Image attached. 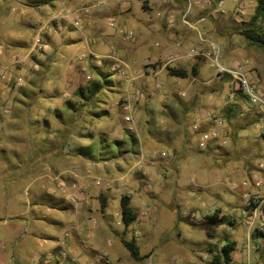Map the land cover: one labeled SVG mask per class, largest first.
<instances>
[{
  "label": "rangeland",
  "instance_id": "374dc122",
  "mask_svg": "<svg viewBox=\"0 0 264 264\" xmlns=\"http://www.w3.org/2000/svg\"><path fill=\"white\" fill-rule=\"evenodd\" d=\"M32 1L0 0V264H210L226 241L236 243L233 264H264V236L252 239L245 224L252 184L241 187L253 175L263 182L264 113L231 99L229 73L216 75L240 65L264 93V51L240 34L256 0H147L149 9L136 8L126 24L115 11L125 2L74 0L95 17L97 37L82 30L83 11ZM66 10L73 22L55 20ZM38 35L47 48L35 47ZM165 51L192 53L183 69L196 65L197 77L156 72L153 63L169 62ZM100 72L106 82L93 107L100 118L60 124L54 114L62 101L101 80ZM29 83L45 92L26 98ZM46 95L55 97L41 99ZM229 103L242 115L215 130L212 117L223 120ZM214 130V140L205 139ZM61 132L71 148L59 146L67 140ZM87 134L107 149L118 142L119 156L96 162L56 152L89 144ZM123 194L136 217L126 230ZM98 195L108 201L105 216ZM213 209L225 221L206 219Z\"/></svg>",
  "mask_w": 264,
  "mask_h": 264
},
{
  "label": "trees",
  "instance_id": "16d2710c",
  "mask_svg": "<svg viewBox=\"0 0 264 264\" xmlns=\"http://www.w3.org/2000/svg\"><path fill=\"white\" fill-rule=\"evenodd\" d=\"M53 1V0H49ZM34 2V1H33ZM41 2V1H36ZM45 4V1H44ZM264 0H256L255 6L253 9V13L250 16L247 22V28L240 32V34L249 42L250 45L256 46L261 48L264 51ZM159 62L153 63L151 66L155 69L157 66H160ZM97 73L99 74V69H96ZM165 70L168 72L170 76H174L180 79H186L190 76L192 78H196L199 69L196 65H193L189 70L183 68H175L170 66H165ZM100 79L101 80H90L84 86L77 87L72 93L70 99H65L62 101V111L58 113L55 112L54 116L62 125H76L78 123V119H82L81 117L87 116L91 120L93 118H100V113L98 110H94L93 107H98V103L100 102L99 96L104 89V82H106L105 76L100 72ZM45 89L42 86H36L33 83H29V88L23 91L24 96L28 97V94H31L30 98L39 97L40 94L44 93ZM26 97V98H27ZM55 96H41V99L52 98ZM234 98L237 100H243V95L240 93L239 90H234ZM96 111V112H95ZM223 120L225 123H230L233 119H236L238 115H242V111L240 105L238 103H229L224 106L221 111ZM251 124H254L257 119H251ZM227 121V122H226ZM85 123V122H84ZM234 136H236L234 134ZM263 136V134H261ZM60 137H65L66 141L59 142V146L63 149L69 145V148L72 146V142L69 139V135L66 136L62 134ZM82 136H80L81 138ZM87 139L90 140V143L87 145H81L77 143L71 151H56L58 154L64 152V154H70L73 157L81 158L86 161H105L109 158L117 157L120 154V151H117L119 148V143L116 141H111L107 144L109 149L105 148L106 145H103L102 141L98 140L93 141L92 136L87 134ZM214 140V139H213ZM44 145L46 143L44 142ZM219 148V147H217ZM107 149V150H106ZM209 146L207 147V151H209ZM42 152V151H41ZM106 200V199H105ZM106 201L100 200V204L103 209L106 207ZM219 210H214L211 215H206V219L212 221L213 223H219L221 221H225V217L219 216ZM132 209L130 208V197L128 195H121L120 196V216L121 221L124 225V230H126L130 224H132L136 217L134 216ZM226 222L230 225L234 224L233 220H226ZM251 238L254 239L256 237H263L264 234L254 230L251 232ZM122 244L125 248L129 251L130 256L135 261L142 260L143 257L139 255L138 248L131 242L126 240H121ZM235 250V242L233 241H226L220 247V254H217L212 257L210 260V264H232L231 253Z\"/></svg>",
  "mask_w": 264,
  "mask_h": 264
},
{
  "label": "built area",
  "instance_id": "2783aa9c",
  "mask_svg": "<svg viewBox=\"0 0 264 264\" xmlns=\"http://www.w3.org/2000/svg\"><path fill=\"white\" fill-rule=\"evenodd\" d=\"M119 2H125L126 0H118ZM96 5H102V0H95ZM61 19L66 20L67 22H73L72 17L69 14L62 15ZM35 47L37 49H45L48 47V45L45 43L43 44L39 38V35L35 38ZM3 51V46L0 44V54ZM242 68L240 65L236 66L233 69H223L219 68L217 70L218 73H216L217 76L222 77L224 76L223 73H229L228 75L232 78L233 82L231 84V99L234 98V90H239L240 93L243 95V99L246 101V103L251 107H257L258 109L262 110L264 113V93L259 90V88L253 84L248 77L243 74ZM180 96H184V94H181ZM127 121H129V118H126ZM212 124L216 129H220L226 126V123L224 120L212 117L211 119ZM196 125L192 126V130H196ZM215 130L209 133L205 136V139L207 140H213L216 137ZM203 146V144H202ZM259 169L264 170V165L260 164ZM252 184V188L254 189V192H252L250 195H245L246 198H249L248 200V206L250 208V212L247 217L245 218V224L249 227V229L252 231L257 230L264 234V192H261V186L263 184L261 178H254L250 182L243 181L241 183V187L245 189V187H248L249 184ZM232 187H236V184L233 183L231 185ZM247 190V189H245ZM252 196V197H251ZM74 259H72L73 261ZM245 264H253L250 262H247Z\"/></svg>",
  "mask_w": 264,
  "mask_h": 264
},
{
  "label": "crops",
  "instance_id": "0c3cea01",
  "mask_svg": "<svg viewBox=\"0 0 264 264\" xmlns=\"http://www.w3.org/2000/svg\"><path fill=\"white\" fill-rule=\"evenodd\" d=\"M36 1H41V2H36ZM54 1V0H53ZM53 1H49V0H45V4H44V1L43 0H34V2H33V4H37V5H40V7H41V5H44V6H46V7H50V8H54V10L55 9H67V8H71L72 9V11H83V13H81V15H82V17H84V22L83 23H85V24H82L81 25V28H82V30L84 29V30H87V29H92V34L93 35H95L96 37H97V35H96V33H95V30L96 31H99V28H100V26H98L97 25V22H96V20L94 19L95 17H91L92 16V14H89V13H87L86 12V10H87V8L85 7V6H79L78 8H74V6H73V4H74V0H56V1H58L57 2V4H54V2ZM107 4V3H106ZM78 5H80V4H78ZM149 2L147 1V0H127V1H125V3L122 5V7H117L116 9H115V11L117 12V13H119L121 16H122V18L125 20V24L126 23H128L127 22V15H131L132 13H134V11L136 10V8H144V9H149ZM255 6V5H254ZM66 7V8H65ZM37 9V8H36ZM41 9V8H40ZM73 9H75V10H73ZM38 10V9H37ZM107 10H109V12H113V8H107ZM66 11H68V12H66V13H69V15H71L70 13L72 12L71 10L69 11V10H66ZM104 11H106L105 10V8H103L102 10L100 9V10H98V12L97 13H95L96 14V16H98L99 14H102V13H104ZM65 13V14H66ZM62 15L63 14H61V15H59V16H55L54 18H55V20H56V18L58 17V21H61L62 19H61V17H62ZM72 16V15H71ZM58 27V26H57ZM90 27V28H89ZM86 28V29H85ZM58 30V28L56 29V31ZM59 31V30H58ZM54 32V31H53ZM49 34V33H48ZM50 35V34H49ZM63 36V35H62ZM64 38V37H63ZM64 40H67V39H65L64 38ZM96 40L97 39H95L94 40V44H95V42H96ZM80 42V41H79ZM117 47L118 48H121L122 50H124V48H125V46L124 45H122V44H118L117 45ZM192 53H188V52H182V51H173V52H168V51H165L164 52V55H166V58L167 59H169L168 61L169 62H161L160 61V66H158V69L157 68H155V70H156V72L157 71H161V70H163V69H165V66L167 65V66H170V67H173L172 66V64H176V65H179V67H181V68H183V65H186L188 62H190L191 61V59H192V57H193V55H191ZM124 57V56H123ZM157 62V61H159L158 59H155V60H152V61H149V62ZM148 61L147 62H145L143 65L144 66H146V64H148L149 63ZM146 73H151V72H149V71H147ZM240 134V133H239ZM239 134L238 135H236V136H238L239 137ZM100 166H101V164H100ZM254 177H256L255 175H253V176H249V178H251L250 180H252ZM244 181V180H243ZM242 181V182H243ZM263 182H264V177H263ZM262 189V188H261ZM249 191H250V193H252V192H254V189L253 188H249L248 189ZM243 191V190H242ZM244 192H246V190H244ZM261 192H264V190L262 191L261 190ZM246 196H247V194H245ZM244 195V198H246V196ZM108 198V197H107ZM106 199V196L105 195H98L97 196V201H98V204H99V209H100V213H101V215L102 216H105V208L107 207V205H108V201L107 202H105L106 203V207L103 209V211H102V207H101V204L99 203L100 202V200H102V201H106L105 200ZM245 206V212L247 213L246 214V216L249 214V213H251L250 212V208H249V206L248 205H244ZM214 210H218V209H213L212 211H211V214L213 213V211ZM220 211V210H219ZM220 214H219V216L221 215V217L223 216V217H225L226 218V216H224V214H223V212L222 211H220L219 212ZM222 213V214H221ZM210 214V215H211ZM207 215H209V214H207ZM234 221V220H233ZM222 222V221H221ZM235 222V221H234ZM247 230L249 231L250 229H249V227L247 226ZM132 238H134V236L132 235L131 236ZM76 238L79 240V241H81L80 240V237L78 236V235H76ZM97 240L99 241V242H102V240L101 239H98L97 238ZM233 242H235V241H233ZM224 244V243H223ZM223 244H221L220 245V247L223 245ZM235 248H236V243H235ZM232 258V257H231ZM247 263V262H246ZM232 264H233V262H232ZM241 264H245V263H241ZM263 264V263H262Z\"/></svg>",
  "mask_w": 264,
  "mask_h": 264
}]
</instances>
